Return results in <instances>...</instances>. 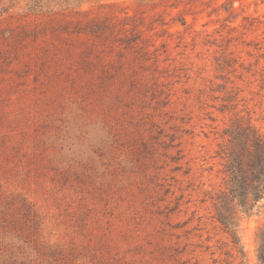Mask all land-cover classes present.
Listing matches in <instances>:
<instances>
[{
	"label": "rangeland",
	"instance_id": "rangeland-1",
	"mask_svg": "<svg viewBox=\"0 0 264 264\" xmlns=\"http://www.w3.org/2000/svg\"><path fill=\"white\" fill-rule=\"evenodd\" d=\"M26 1L0 0V264H257L264 207L241 251L213 197L232 120L264 134V0Z\"/></svg>",
	"mask_w": 264,
	"mask_h": 264
},
{
	"label": "trees",
	"instance_id": "trees-1",
	"mask_svg": "<svg viewBox=\"0 0 264 264\" xmlns=\"http://www.w3.org/2000/svg\"><path fill=\"white\" fill-rule=\"evenodd\" d=\"M89 0H27L28 13H42L50 6L63 10L76 8ZM10 8V7H8ZM7 11L6 8H3ZM89 31H107L105 21L91 20L87 23ZM77 29H82L78 27ZM120 41L129 46L137 38L125 30ZM135 35L136 32H131ZM227 140L219 145L218 155L223 160L226 176L224 189L213 197L215 217L223 229L231 236L233 243L242 251L239 225L243 217H250L264 207V134L250 121L236 117L225 129ZM264 264V228L258 233V263Z\"/></svg>",
	"mask_w": 264,
	"mask_h": 264
}]
</instances>
